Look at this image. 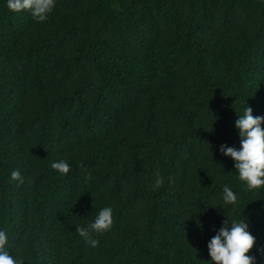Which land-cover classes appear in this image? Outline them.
<instances>
[{
    "label": "trees",
    "instance_id": "obj_1",
    "mask_svg": "<svg viewBox=\"0 0 264 264\" xmlns=\"http://www.w3.org/2000/svg\"><path fill=\"white\" fill-rule=\"evenodd\" d=\"M247 105L264 116V0H56L43 22L0 0L9 251L24 264H215L207 242L246 219L264 264V187L219 151L239 148ZM105 206L111 227L86 241L76 227Z\"/></svg>",
    "mask_w": 264,
    "mask_h": 264
},
{
    "label": "clouds",
    "instance_id": "obj_2",
    "mask_svg": "<svg viewBox=\"0 0 264 264\" xmlns=\"http://www.w3.org/2000/svg\"><path fill=\"white\" fill-rule=\"evenodd\" d=\"M56 0H7V7L13 12L30 11L33 19L43 22L53 11ZM264 116H253L251 108L247 107L238 119L234 121L240 137V146H227L221 144L219 151L234 161L235 170L239 180L243 181L249 190L264 187ZM50 167L61 174L69 171L70 165L64 161H54ZM10 177L18 183L23 177L18 170H13ZM162 182L157 176L155 184ZM223 201L225 204L235 205L236 193L227 185L223 187ZM112 225V208H101L92 222L85 227H76L77 233L87 241L89 230L105 231ZM7 233L0 229V264H24L21 257L13 256L7 247ZM92 246L95 240L90 241ZM255 237L248 231L246 219L225 220L222 226L207 242L208 255L215 264H256V256L248 254L253 248Z\"/></svg>",
    "mask_w": 264,
    "mask_h": 264
}]
</instances>
